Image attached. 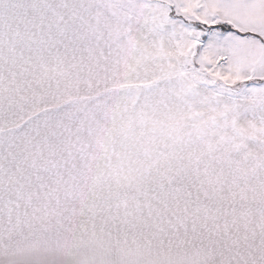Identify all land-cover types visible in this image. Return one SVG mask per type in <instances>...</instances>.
Returning a JSON list of instances; mask_svg holds the SVG:
<instances>
[{"label": "snow or ice", "instance_id": "snow-or-ice-1", "mask_svg": "<svg viewBox=\"0 0 264 264\" xmlns=\"http://www.w3.org/2000/svg\"><path fill=\"white\" fill-rule=\"evenodd\" d=\"M0 264H264V0H0Z\"/></svg>", "mask_w": 264, "mask_h": 264}]
</instances>
